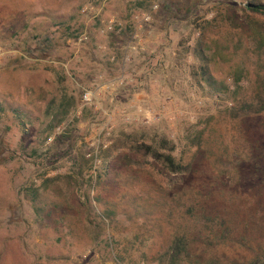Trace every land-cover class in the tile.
<instances>
[{"label":"rangeland","instance_id":"374dc122","mask_svg":"<svg viewBox=\"0 0 264 264\" xmlns=\"http://www.w3.org/2000/svg\"><path fill=\"white\" fill-rule=\"evenodd\" d=\"M248 2L264 4L0 0V264H165L182 232L185 264L253 260L264 15ZM197 48L224 92L202 81ZM162 139L188 173L129 150Z\"/></svg>","mask_w":264,"mask_h":264},{"label":"trees","instance_id":"16d2710c","mask_svg":"<svg viewBox=\"0 0 264 264\" xmlns=\"http://www.w3.org/2000/svg\"><path fill=\"white\" fill-rule=\"evenodd\" d=\"M246 11L253 14H259L264 15V4L258 3V2H248L246 4ZM67 22L61 23V25H66ZM71 25L67 26V31L71 32ZM78 30H76L74 33H77ZM258 35L260 36L259 40V49L263 56V69H264V25L259 28ZM194 57L199 61V72L202 78V81L204 84H206L210 89L216 90V91H225L224 88H219L216 84V81L213 77V75L210 72V69L208 67V63H206V58L204 54L203 48H197L195 51V54H193ZM240 78H237V81H239ZM261 102L259 103L256 108H254L255 112L257 113H263L264 112V95L261 97ZM253 106H249V108L252 109ZM162 142H160V145L158 149L154 148L152 144H147L146 142H143V144H130L129 150L135 151V152H142L144 151L146 155H151L162 167H164L169 173L173 175H179V174H186L189 171V164L185 163L182 158H178L174 155L176 152L175 147H169L168 143L169 141L167 139H162ZM167 150V154H163L158 152L159 150ZM217 220L220 222L221 226L223 227V233L222 238L224 241H227L228 238L231 236V230L229 227L226 226V220L219 219ZM214 234H217V232H213ZM216 238H219L218 234L216 235ZM194 241L191 239L190 236H188L186 233H178L174 236V239L172 241V244L165 254L164 263L165 264H185L186 262H192L190 259L193 257L197 258V255L192 252L191 245ZM199 260V259H198ZM195 261V264H264V247L259 248V251L256 252V255L254 256L253 260L249 263H240L237 260H223L218 257H213L211 259H208L206 261Z\"/></svg>","mask_w":264,"mask_h":264},{"label":"built area","instance_id":"2783aa9c","mask_svg":"<svg viewBox=\"0 0 264 264\" xmlns=\"http://www.w3.org/2000/svg\"><path fill=\"white\" fill-rule=\"evenodd\" d=\"M154 8L156 9L157 6L154 7ZM150 20H151V16H150L149 13H145V14L142 15V20H141V22L146 23V22H149ZM140 27H142V25H141ZM85 97L88 98V95H86Z\"/></svg>","mask_w":264,"mask_h":264}]
</instances>
